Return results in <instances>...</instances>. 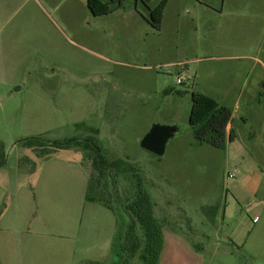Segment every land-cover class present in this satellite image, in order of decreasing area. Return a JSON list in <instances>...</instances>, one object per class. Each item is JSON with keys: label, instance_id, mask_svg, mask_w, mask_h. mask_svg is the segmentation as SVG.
<instances>
[{"label": "rangeland", "instance_id": "374dc122", "mask_svg": "<svg viewBox=\"0 0 264 264\" xmlns=\"http://www.w3.org/2000/svg\"><path fill=\"white\" fill-rule=\"evenodd\" d=\"M2 1L0 35L34 46L0 72V264H114L117 218L85 199L84 150L39 157L19 142L35 136L92 137L135 167L159 264H264V0H169L159 30V0H106L102 14L88 0ZM194 91L234 108L225 149L196 142ZM155 123L180 129L159 157L139 144ZM120 179L108 192L127 223L137 179Z\"/></svg>", "mask_w": 264, "mask_h": 264}, {"label": "trees", "instance_id": "16d2710c", "mask_svg": "<svg viewBox=\"0 0 264 264\" xmlns=\"http://www.w3.org/2000/svg\"><path fill=\"white\" fill-rule=\"evenodd\" d=\"M168 1L159 0L149 10L151 25L156 30L162 26L164 9ZM108 2L106 0H88L89 6L97 14H102L108 9ZM191 100L189 123L196 142L225 149L227 143L232 142L235 138L227 130V126L232 120V108L220 104L214 97L202 92H192ZM19 142L23 146L31 148L39 157H48L58 150L70 147L84 150L83 156L91 167L85 199L101 203L112 210L117 218V230L111 244L114 264H159L164 246L162 226L155 215V203L152 196L143 187L141 174L134 175L135 167L133 165L121 158L107 157L92 137L85 140L72 138L59 142L50 141L43 136H35L23 138ZM128 172L136 177L137 189L132 195H127L124 200L125 211L131 217V220L126 223L120 217L121 213L118 214V208L113 205L115 197L117 198L115 202L120 201L117 189H115L114 197L109 194L108 189L110 184L112 187H116L117 183L121 182L120 177L122 178ZM138 230H140V234H138Z\"/></svg>", "mask_w": 264, "mask_h": 264}, {"label": "crops", "instance_id": "0c3cea01", "mask_svg": "<svg viewBox=\"0 0 264 264\" xmlns=\"http://www.w3.org/2000/svg\"><path fill=\"white\" fill-rule=\"evenodd\" d=\"M81 1L83 2L84 0H81ZM7 2H9V0ZM2 3H6V2L5 1L0 2V31L2 27V16H3L2 10L4 11L6 9V5ZM33 44H34L33 41L30 42V41H23L19 39L17 40L12 35V33H10L7 37L0 35V72L6 73L7 71H9L6 67H9L14 63L13 57L16 56V54H19L18 50L21 51L22 59L25 62L29 57L30 50L33 51V46H34ZM233 109H232L233 111L232 120L234 116ZM232 120L227 126L228 131L232 128L231 127Z\"/></svg>", "mask_w": 264, "mask_h": 264}, {"label": "water", "instance_id": "95a60500", "mask_svg": "<svg viewBox=\"0 0 264 264\" xmlns=\"http://www.w3.org/2000/svg\"><path fill=\"white\" fill-rule=\"evenodd\" d=\"M180 129L176 125L153 124L140 140V147L156 156L164 155L171 138L179 134Z\"/></svg>", "mask_w": 264, "mask_h": 264}, {"label": "built area", "instance_id": "2783aa9c", "mask_svg": "<svg viewBox=\"0 0 264 264\" xmlns=\"http://www.w3.org/2000/svg\"><path fill=\"white\" fill-rule=\"evenodd\" d=\"M187 75V70L184 69L183 70V74L181 76L178 77L177 82L181 83L183 81V79L185 78V76ZM228 178H232L234 177V172H229L227 175ZM255 220V219H254Z\"/></svg>", "mask_w": 264, "mask_h": 264}]
</instances>
